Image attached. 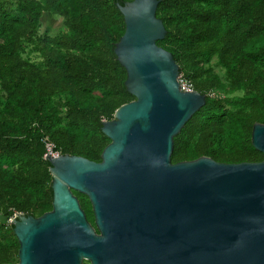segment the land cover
I'll return each mask as SVG.
<instances>
[{
	"label": "trees",
	"instance_id": "16d2710c",
	"mask_svg": "<svg viewBox=\"0 0 264 264\" xmlns=\"http://www.w3.org/2000/svg\"><path fill=\"white\" fill-rule=\"evenodd\" d=\"M125 1L0 2V264L17 262L14 213L51 209L41 139L97 162L109 142L100 123L134 99L113 52L124 30L116 3ZM42 13L58 19L56 33L41 29ZM155 16L165 30L155 43L205 95L173 135L170 162L264 159L250 142L252 124H264V0H159ZM72 193L94 226L87 197Z\"/></svg>",
	"mask_w": 264,
	"mask_h": 264
},
{
	"label": "water",
	"instance_id": "95a60500",
	"mask_svg": "<svg viewBox=\"0 0 264 264\" xmlns=\"http://www.w3.org/2000/svg\"><path fill=\"white\" fill-rule=\"evenodd\" d=\"M158 1L116 3L124 30L113 52L134 99L100 123L109 142L99 161L45 156L51 209L14 213L17 262L2 264H264V159L170 162L173 135L205 95L179 89L177 64L155 43ZM250 142L264 155L263 123ZM72 191L87 197L94 226Z\"/></svg>",
	"mask_w": 264,
	"mask_h": 264
},
{
	"label": "built area",
	"instance_id": "2783aa9c",
	"mask_svg": "<svg viewBox=\"0 0 264 264\" xmlns=\"http://www.w3.org/2000/svg\"><path fill=\"white\" fill-rule=\"evenodd\" d=\"M177 82H178V87L180 90L182 91H191L192 89V85L191 83L184 78L181 75H177ZM213 92L209 91L208 95L213 96ZM41 142L43 144V148H44V153H43V157L45 158L46 155L50 156V157H56L58 154V152L54 149V145L53 143L46 137L44 136L41 139Z\"/></svg>",
	"mask_w": 264,
	"mask_h": 264
},
{
	"label": "rangeland",
	"instance_id": "374dc122",
	"mask_svg": "<svg viewBox=\"0 0 264 264\" xmlns=\"http://www.w3.org/2000/svg\"><path fill=\"white\" fill-rule=\"evenodd\" d=\"M41 23H42V26H41V29L47 25L49 26L51 29H50V33H56V29L58 28V19H50L49 17L47 18H43L41 20Z\"/></svg>",
	"mask_w": 264,
	"mask_h": 264
},
{
	"label": "crops",
	"instance_id": "0c3cea01",
	"mask_svg": "<svg viewBox=\"0 0 264 264\" xmlns=\"http://www.w3.org/2000/svg\"><path fill=\"white\" fill-rule=\"evenodd\" d=\"M2 1H4V0H0V2H2ZM48 17V14H46V13H42V15H41V20L43 19V18H47ZM50 18V17H49Z\"/></svg>",
	"mask_w": 264,
	"mask_h": 264
}]
</instances>
